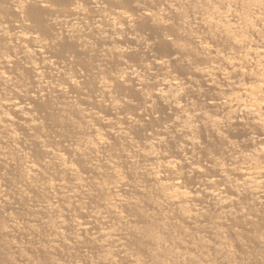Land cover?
Wrapping results in <instances>:
<instances>
[{"label":"rangeland","instance_id":"rangeland-1","mask_svg":"<svg viewBox=\"0 0 264 264\" xmlns=\"http://www.w3.org/2000/svg\"><path fill=\"white\" fill-rule=\"evenodd\" d=\"M19 1L25 9L21 17L12 2L0 0V61L10 60L2 68L10 80H0V103L14 96L33 121L27 126L16 111L0 107V264H264V204L242 190L233 194L232 185L241 182L236 175L230 174L236 179L230 188L222 186L226 199L219 206L203 193L191 200L201 210L188 220L142 172L151 164L173 162L172 172L182 177V189L191 191L202 179L192 167L218 179L215 164L230 173L247 162L249 138L256 136L257 128L246 117L241 122L232 118L213 130L204 117L230 118L233 111L210 101L221 91L218 88L235 90L226 88L218 75L214 89L197 73L214 61L222 64L215 54L240 55L243 48L227 41L217 27L201 23L187 4L191 0H75L84 10L76 20L83 27L72 35L50 21L69 18V0L49 2L48 7L40 0ZM194 2L226 10L222 0ZM229 4L231 9L236 6ZM174 7L185 8L177 12ZM143 9L165 15L153 21L140 17ZM118 13L129 15L131 21L127 25L116 19L118 30L111 33L107 20ZM32 19L40 20L41 27ZM227 22L239 25L232 17ZM35 28L44 39V56L23 53L14 42V35ZM195 34L207 38V54L191 38ZM25 46L34 48L31 41ZM160 60L168 63L165 69L157 66ZM28 63L39 67L44 84L39 96L35 93L39 77ZM130 69L140 74L142 85L116 78ZM164 72L178 83L175 97L189 115V132L179 133L170 119L172 110L155 97L154 84ZM68 79L77 85L68 86ZM238 79L249 82L234 73L228 83ZM101 80L117 101L116 110L109 108L106 94L99 90ZM57 85L65 88V95L55 90ZM113 120L125 133L112 132L108 122ZM155 133L162 142L151 138ZM96 136L104 143L92 148ZM189 138L195 144L180 149ZM136 150L153 151L158 159ZM55 155H61L75 173L59 165ZM254 160L264 165L260 156ZM26 164L33 165L31 173ZM172 172L163 175L167 179ZM118 179L125 185L116 187ZM77 182L82 186L74 188ZM115 194L124 200H113Z\"/></svg>","mask_w":264,"mask_h":264},{"label":"bare ground","instance_id":"bare-ground-1","mask_svg":"<svg viewBox=\"0 0 264 264\" xmlns=\"http://www.w3.org/2000/svg\"><path fill=\"white\" fill-rule=\"evenodd\" d=\"M9 1L12 2L16 14H18L20 17L22 14L24 15L25 9L20 4L19 0ZM69 1V18L67 19L65 17L66 19L63 21L64 17L60 16L61 19L59 18V20H62L63 22H59V20L57 19L58 17H55L54 20L52 18L50 19V21H55V23L59 24L61 26L60 29L65 34L72 35L73 33L79 31L81 27H83L82 23L77 22L76 20H78L79 17L83 15L84 10L82 7H80V5L78 6L75 3V0ZM191 1H193V3H190L189 1V3L187 2V4H191L190 10L198 15L199 21L201 23H204L207 26L217 27L218 29H215H217L220 34H223L227 41L230 40L231 43L243 48V51L240 53V55H223L219 53V55L215 54L217 55L215 58L217 60H220L222 64L214 61L215 64H209L207 69L201 68V70H197L198 75L204 78L208 86L214 89L218 88L217 86H215L214 83V79L218 75L221 76V78L225 79L226 88L235 90L231 93H227L222 88H218L221 89V91L218 93L217 97L213 98L210 101V104L213 106L231 109L233 111L232 117H204L206 119V122L213 130L216 131L218 125L229 124L232 118L237 122H241L244 118L249 117V119L253 123V126L257 128L258 132L256 136H250L249 138L252 150L251 154H249L248 156L247 162L234 166L230 173L220 163L217 165L215 164V176L218 179H214L211 178V176H207L203 171L199 170L198 167H192L191 172L199 174L202 179L198 181L196 185L194 184L195 188L191 189V191H186L182 189V177L177 173L175 174L172 172L176 166V164L173 162H158L159 165L161 163L159 167H153V165L151 164L152 166L149 165V167L145 168L142 171L146 176H148V178H150L154 183L157 184L159 191L163 192L164 200L167 203L175 205L176 207L178 206V211L188 220H192L199 216V211L201 209L197 207L196 204L191 202V200L195 199L199 193H203L205 197H209L211 202L215 206H219L221 202L225 201L226 197H224L223 195L224 190L222 189V186L230 188V185H232L234 181H236L235 178L232 179L233 177H231L230 174H232L233 176L236 175L241 180L240 185L234 186L236 185L235 183L232 185L231 188L233 194H238L240 193L239 191L242 190L245 191L246 194L250 195L253 201L259 204H264V165H257L256 160H254V156H260L264 159V0H222V2L220 0V2L225 5L224 7L226 9L222 12L219 9H216L215 5H209L208 3L210 2H204L206 5L208 4L210 6V8H208V5L206 7V5L204 4H197V6H194L196 5L194 4V0ZM40 2L41 6L48 7V5H50L48 4L49 2L57 3L59 2V0H40ZM92 2H94V0H92ZM231 2H233L234 4L236 3L235 7L237 8L234 7V9H231V7L229 6V3ZM63 3L64 1L62 2V4ZM175 7L174 9L175 11L177 10V12L178 9L179 12H181L180 10H184L185 8L182 7L176 9ZM100 12L101 10L98 8L96 15L97 17ZM140 14V17H145L153 21L155 19L158 20L159 18H161L162 20L163 15H165L162 12L154 13L145 9H143L142 13ZM229 17L235 18L239 25H236L235 23L234 25H231L230 23H228L227 20ZM252 18L254 19L252 20ZM116 19L122 20L127 25L131 21L129 15L126 16L123 13H118L116 17L114 16L113 18L107 20L109 23L108 31L111 33L118 30V24L120 22L116 21ZM36 20V22L35 19L33 21L35 22L36 27L39 28L38 26H40L41 24L38 21L40 20ZM185 24H187V22ZM259 24L262 26V30H260L261 27L258 28ZM95 27H97L96 31H101L98 25H95ZM37 31L38 30L35 28L32 31L19 32L18 34L14 35V42L16 41L20 45L23 50V53H31V55H33V53L39 55H42L44 53V51H41L42 47H44V39L38 37ZM250 34L251 36H255L256 39H252L250 37ZM191 38L196 42L198 47H200V51H202L204 54H207L208 51H210V48L205 44L207 40L206 37L198 36L195 34L192 35ZM27 41H31L34 48L29 49L28 47H26L25 45ZM9 61L10 60H8L6 57L2 58V60L0 61V80L3 82H8L10 80V77L8 78V76H6L5 72L2 70V68L7 63H9ZM156 64L157 66H160L164 69L168 66V63L164 60H160L156 62ZM28 65L32 69L35 76L39 77L36 80L37 90L35 91L36 96H39L41 95L44 88L43 81H41L42 79L39 76V67L34 63H28ZM55 66L57 67V65H54V67ZM119 73L120 72L117 73L116 78H130L132 81H134L135 84L142 85L143 78H141L140 74H138L136 70L130 69L128 72H122L120 74ZM234 73H237L238 75H240V77L246 76L249 79V82L243 83L240 79H238L234 82L228 83V81H230L232 77V74ZM162 74L163 75L161 76V78L154 84L155 97L164 100L165 106L169 107L172 110L173 113L171 114L170 119L173 121V123L175 122L174 124H176L177 127H179L177 128L179 133L189 132L192 130L191 124H189V115L185 112V106L181 105L178 101V98L175 97V95L178 93V83L175 77H171L168 72H164ZM67 84L68 86L72 87L76 86L77 82L73 79H68ZM98 88L100 91L106 94V97L104 95L103 96L105 97V99L107 98L109 108L112 110H116L118 104L117 101H115L114 98H112L109 94L108 84L101 80L98 84ZM55 90L63 95L66 94L65 88L61 87V85H57V87H55ZM13 98L8 99L6 102H1L0 107L3 108L8 106L13 111H16L18 113V116L26 123L27 126H29L31 121H33L30 115V111L20 105ZM3 119L4 121L8 120L7 116H4ZM117 121L114 122L113 120V123L108 122V124L112 126V132L115 135H121L125 132L122 131L123 127L122 125H120L121 123L119 124V122ZM159 134L155 133V135H152L151 138L153 140L155 139L156 141L158 140L162 142L163 140H161L162 138L161 136H159ZM103 143V137L96 136L95 142L92 144L91 147L95 148V146L97 145L103 146ZM194 144L195 141L192 138H189L186 141V146L184 148L180 146V149L184 150L185 148L193 146ZM46 153L54 155V153H52L50 150H46ZM136 153L144 155L148 159H158V154H155L153 151L145 152L143 150H136ZM54 158L57 160L58 164L61 165L64 169H66L72 174L75 173L74 167H72V165L69 164L61 155H55ZM26 168L29 173L34 170L32 164H26ZM164 172H172L173 174L166 179L163 175ZM118 180H116V182H118L117 184L116 182L114 183L116 187H122V185H125L124 181ZM81 186L82 185L77 182L75 183L74 188ZM115 195L116 197H114L113 200H124L121 197V194ZM75 226L85 228V225L81 223H76ZM103 233L105 234V232ZM106 237H108V235Z\"/></svg>","mask_w":264,"mask_h":264}]
</instances>
